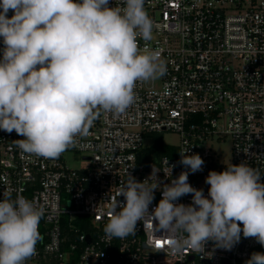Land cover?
<instances>
[{"label": "built area", "instance_id": "2783aa9c", "mask_svg": "<svg viewBox=\"0 0 264 264\" xmlns=\"http://www.w3.org/2000/svg\"><path fill=\"white\" fill-rule=\"evenodd\" d=\"M144 7L153 33L139 46L159 51L166 72L138 81L135 102L124 113L100 111L89 134L76 138L68 149L79 153L83 166L67 165L64 152L58 158L23 153L16 144L23 137L0 130V199L22 195L44 213L36 254L26 264H240L259 246L241 235L231 251L208 242L210 255L172 254L169 236L151 217L124 239L103 231L107 210L124 202L119 191L129 173L148 186L170 184L186 170L180 151L204 160L188 182L206 196L209 171L231 163L243 162L264 178V0H145ZM164 132L177 133L180 144L165 143L176 153L155 163L146 149ZM225 137L232 140L229 163L216 148ZM154 197L150 212L161 191ZM191 200L189 194L176 203Z\"/></svg>", "mask_w": 264, "mask_h": 264}, {"label": "clouds", "instance_id": "9594fccd", "mask_svg": "<svg viewBox=\"0 0 264 264\" xmlns=\"http://www.w3.org/2000/svg\"><path fill=\"white\" fill-rule=\"evenodd\" d=\"M144 4L0 0V130L23 137L16 140L23 153L58 158L78 136L89 134L100 111L124 113L135 102L138 81L165 74L161 53L138 43L151 40L153 33ZM179 154L178 163L186 170L170 184L148 186L147 179L141 182L129 173L119 191L124 202L117 200L106 212V236L135 235L137 223L151 217L169 236L172 254L188 249L210 255L205 252L208 242L231 251L241 235L264 246L260 172L243 162L211 170L206 196L188 182L204 160L191 152ZM156 190L162 198L150 212ZM189 194L191 203H176ZM43 214L22 195L0 199V264H26L36 254ZM245 264H264V253L253 252Z\"/></svg>", "mask_w": 264, "mask_h": 264}, {"label": "rangeland", "instance_id": "374dc122", "mask_svg": "<svg viewBox=\"0 0 264 264\" xmlns=\"http://www.w3.org/2000/svg\"><path fill=\"white\" fill-rule=\"evenodd\" d=\"M163 142L169 145L177 146L180 144V136L175 132H164L162 133ZM232 140L230 137H225L223 141L216 144V148L221 152V160L225 163L230 162ZM66 156L67 165L73 168H79L85 163L79 153L74 149H67L64 152Z\"/></svg>", "mask_w": 264, "mask_h": 264}, {"label": "trees", "instance_id": "16d2710c", "mask_svg": "<svg viewBox=\"0 0 264 264\" xmlns=\"http://www.w3.org/2000/svg\"><path fill=\"white\" fill-rule=\"evenodd\" d=\"M154 143L146 149V152L150 153L152 156L151 161L156 163L158 158H161L163 155H174L176 150L174 148L168 147L164 142L162 135H156ZM253 252H261L264 253V246L259 244ZM252 252V253H253ZM247 260V259H246ZM240 262V264H245V261Z\"/></svg>", "mask_w": 264, "mask_h": 264}, {"label": "snow or ice", "instance_id": "6c2138e0", "mask_svg": "<svg viewBox=\"0 0 264 264\" xmlns=\"http://www.w3.org/2000/svg\"><path fill=\"white\" fill-rule=\"evenodd\" d=\"M163 243H164L163 241H157V246L158 247H162L163 246ZM168 243H169V241H168Z\"/></svg>", "mask_w": 264, "mask_h": 264}, {"label": "water", "instance_id": "95a60500", "mask_svg": "<svg viewBox=\"0 0 264 264\" xmlns=\"http://www.w3.org/2000/svg\"><path fill=\"white\" fill-rule=\"evenodd\" d=\"M70 147H72V145ZM138 156H140V155H138Z\"/></svg>", "mask_w": 264, "mask_h": 264}]
</instances>
